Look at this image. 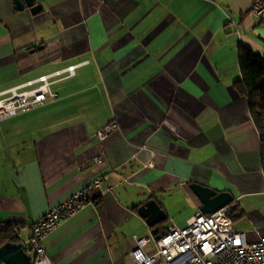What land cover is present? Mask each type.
<instances>
[{"label":"crops","instance_id":"1","mask_svg":"<svg viewBox=\"0 0 264 264\" xmlns=\"http://www.w3.org/2000/svg\"><path fill=\"white\" fill-rule=\"evenodd\" d=\"M34 1L37 13L0 0V92L76 68L52 84L58 99L0 121V225L26 243L33 221L107 174L45 237L54 264H126L151 232L139 206L165 209L161 235L183 226L201 207L192 182L230 192L235 227L264 238L262 142L234 85L241 47L264 56L253 0Z\"/></svg>","mask_w":264,"mask_h":264},{"label":"built area","instance_id":"2","mask_svg":"<svg viewBox=\"0 0 264 264\" xmlns=\"http://www.w3.org/2000/svg\"><path fill=\"white\" fill-rule=\"evenodd\" d=\"M250 13L264 20V0H253ZM75 68L76 65H71L1 91L0 121L58 99L59 93L52 89V84L73 76ZM118 128V122L112 120L96 136L103 141ZM102 161V156L96 159L97 163ZM106 178L107 174L93 178L31 223V235L23 248L32 264H54L44 245L45 237L91 202L94 191ZM231 213L230 204L214 213L198 211L183 226L172 222L158 240L151 232L135 237L136 245L126 264H264V238L248 241L246 233L235 227Z\"/></svg>","mask_w":264,"mask_h":264},{"label":"water","instance_id":"3","mask_svg":"<svg viewBox=\"0 0 264 264\" xmlns=\"http://www.w3.org/2000/svg\"><path fill=\"white\" fill-rule=\"evenodd\" d=\"M19 9L25 5L31 7L34 13L42 9L41 4H36L34 0H14ZM172 126L170 123L167 124ZM190 189L201 202L200 211L203 213H214L233 202L234 196L228 191L218 192L217 190L196 182L189 184ZM138 213L145 218L146 223L151 228V234L156 240L160 239L158 224L167 218L165 209L156 199H149L139 206ZM0 264H32L30 255L23 248L21 241H8L0 246Z\"/></svg>","mask_w":264,"mask_h":264},{"label":"trees","instance_id":"4","mask_svg":"<svg viewBox=\"0 0 264 264\" xmlns=\"http://www.w3.org/2000/svg\"><path fill=\"white\" fill-rule=\"evenodd\" d=\"M238 60L241 78L234 85L238 92L249 100L251 115L261 137L264 170V56L241 47ZM233 211L232 208L231 214ZM19 231L18 224L0 226V246L8 241H19Z\"/></svg>","mask_w":264,"mask_h":264},{"label":"rangeland","instance_id":"5","mask_svg":"<svg viewBox=\"0 0 264 264\" xmlns=\"http://www.w3.org/2000/svg\"><path fill=\"white\" fill-rule=\"evenodd\" d=\"M175 211V210H174ZM167 224H169V221L167 220V221H164V227H166L167 226Z\"/></svg>","mask_w":264,"mask_h":264}]
</instances>
